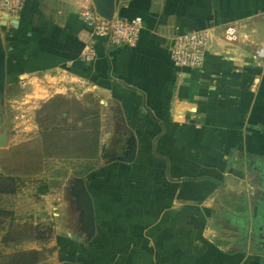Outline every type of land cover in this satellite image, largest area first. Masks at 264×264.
<instances>
[{"label":"crops","instance_id":"1","mask_svg":"<svg viewBox=\"0 0 264 264\" xmlns=\"http://www.w3.org/2000/svg\"><path fill=\"white\" fill-rule=\"evenodd\" d=\"M90 5L30 0L17 17L0 10L7 97L17 83L31 102L90 91L113 117L101 150L122 154L127 136L137 139L133 162L101 155L83 178L95 234L86 236L73 198L65 228L75 236L57 237L53 264H264V248L232 250L227 238L237 215L252 210L251 188L233 195L236 183L247 182L246 165L264 161V67L255 54L264 47V0H115L116 18L143 21L135 47L93 37L80 13ZM227 26L238 29L236 43L222 38ZM204 29L220 36L203 65L176 67L174 38Z\"/></svg>","mask_w":264,"mask_h":264},{"label":"rangeland","instance_id":"2","mask_svg":"<svg viewBox=\"0 0 264 264\" xmlns=\"http://www.w3.org/2000/svg\"><path fill=\"white\" fill-rule=\"evenodd\" d=\"M259 63L264 67L263 60ZM22 92L18 83L12 85L4 103L10 137L7 147L0 148V177H13L16 181H0V258L32 250L46 251L45 261L40 264H53L59 253L54 244L57 237L68 232L75 236L65 228L66 214L76 216L72 213L70 180L84 178L89 169L100 168L101 145L107 140L105 133L111 129L113 117L90 91L82 96L77 92L78 98L52 102L23 100ZM255 161V165L245 167L247 182H237L233 192L234 195L244 186L250 187L252 210L237 215L235 222H240L241 227L227 233V238L232 239V250L263 249L264 161L262 165L259 159ZM260 165L261 173L256 171ZM11 186L16 189L14 194L3 193ZM258 190L261 196L256 199L254 193ZM59 191L61 200H51Z\"/></svg>","mask_w":264,"mask_h":264},{"label":"built area","instance_id":"3","mask_svg":"<svg viewBox=\"0 0 264 264\" xmlns=\"http://www.w3.org/2000/svg\"><path fill=\"white\" fill-rule=\"evenodd\" d=\"M28 1L30 0H0V10L8 16L17 17ZM80 13L93 37L108 39L112 45L116 46L135 47L137 45L143 27L141 18L115 17L109 21L97 15L92 6L83 7ZM217 38V31L214 29L179 34L174 38L171 46V61L178 68H200L205 61L207 50ZM222 38L228 43L236 42L239 38L238 29L235 26H227ZM255 54L257 58L264 61V47L256 49ZM93 55V49H89L85 59L90 60Z\"/></svg>","mask_w":264,"mask_h":264},{"label":"water","instance_id":"4","mask_svg":"<svg viewBox=\"0 0 264 264\" xmlns=\"http://www.w3.org/2000/svg\"><path fill=\"white\" fill-rule=\"evenodd\" d=\"M93 8L97 15L106 19L113 20L116 16L115 0H91ZM6 81H7V49L5 47L3 38L0 33V148L7 147L9 143V127L5 120L4 103L6 99ZM102 159H114L125 163L134 161L137 153V139L135 135L127 136V141L122 154L110 152L105 147L101 150ZM71 189L70 194L73 198L79 200V205L84 211L85 230L87 237L92 238L95 234V216L94 205L91 195L86 187L85 179L82 177L70 180ZM259 190L255 192L256 199L259 198Z\"/></svg>","mask_w":264,"mask_h":264},{"label":"trees","instance_id":"5","mask_svg":"<svg viewBox=\"0 0 264 264\" xmlns=\"http://www.w3.org/2000/svg\"><path fill=\"white\" fill-rule=\"evenodd\" d=\"M91 170L89 169L88 172ZM6 181L10 184H14L16 179L13 177L3 178L0 177V181ZM1 192V191H0ZM15 193L16 189L14 186L8 188L3 193ZM2 193V192H1ZM38 240H43L42 238L38 237ZM46 251H28V252H20L15 253L13 255H6L0 258V264H40L41 262L45 261L44 253ZM3 261V262H2Z\"/></svg>","mask_w":264,"mask_h":264},{"label":"flooded vegetation","instance_id":"6","mask_svg":"<svg viewBox=\"0 0 264 264\" xmlns=\"http://www.w3.org/2000/svg\"><path fill=\"white\" fill-rule=\"evenodd\" d=\"M262 208L264 209V203L262 204ZM261 246H263V248H264V243L263 242H261Z\"/></svg>","mask_w":264,"mask_h":264}]
</instances>
